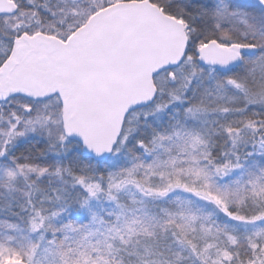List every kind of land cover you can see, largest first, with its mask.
<instances>
[{"label":"snow or ice","instance_id":"1","mask_svg":"<svg viewBox=\"0 0 264 264\" xmlns=\"http://www.w3.org/2000/svg\"><path fill=\"white\" fill-rule=\"evenodd\" d=\"M0 264H264V0H0Z\"/></svg>","mask_w":264,"mask_h":264}]
</instances>
